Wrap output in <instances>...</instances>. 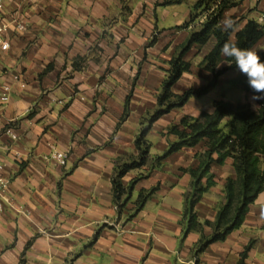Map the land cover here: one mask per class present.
<instances>
[{"label": "crops", "instance_id": "0c3cea01", "mask_svg": "<svg viewBox=\"0 0 264 264\" xmlns=\"http://www.w3.org/2000/svg\"><path fill=\"white\" fill-rule=\"evenodd\" d=\"M198 1H4L0 19L10 25V46L0 49V95L9 86L10 99L0 101V164L8 181L0 211V264H195L194 246L212 234L208 222L216 220L227 181L236 177L234 158L212 162L215 183L194 208L202 227L185 237L192 181L186 170L200 165L209 140L160 163L155 158L178 140L169 129L184 116L213 113L216 100L248 103L226 96L230 86L243 99L247 95L250 105L256 103L250 90L234 83L239 70H228L236 76L225 80V72L210 92L153 123L146 137L148 163L121 178L125 188L134 182L122 210L115 203L113 177L119 165L137 157L136 138L158 108L169 61L200 28L201 16L189 23ZM234 1L238 5L227 9L223 20L234 18L235 31L250 19L264 21V0L252 16L241 0ZM263 42L253 49L262 44L260 58ZM214 45L212 39L186 54L191 70L173 86L174 93L210 81L203 60ZM229 121H222L224 131ZM56 150L65 154V164L48 158ZM262 206L264 190L243 224L225 241L210 244L199 264H238L250 243L244 264H264Z\"/></svg>", "mask_w": 264, "mask_h": 264}, {"label": "trees", "instance_id": "16d2710c", "mask_svg": "<svg viewBox=\"0 0 264 264\" xmlns=\"http://www.w3.org/2000/svg\"><path fill=\"white\" fill-rule=\"evenodd\" d=\"M237 5L238 2L234 0H199L194 6L189 23L195 22L200 16H204L205 20L200 24L199 29L190 33L186 43L169 61L166 79L157 96L158 108L144 119V127L136 138V147L139 151L137 157L116 168L113 177V191L118 210H122L125 206L128 193L132 191L134 185L132 182L129 188H125L121 178L128 171L148 163L150 146L146 137L153 123L172 110L182 108L192 97L204 96L218 85L222 74L228 70L237 69L233 58L221 54V47L226 41H231L242 49L253 50L264 38V21L260 23L255 19L248 20L239 31H235L237 23L234 29L223 30L220 22L223 21L224 12ZM262 17L264 18V14ZM233 36L234 39H232ZM212 39L215 40V45L203 60L204 69L211 75L210 81L206 85L191 87L181 94L174 93L173 86L183 73L191 70L192 64L185 60L186 54L193 47L201 50ZM223 61L226 65L218 67ZM261 61H264V56L261 57ZM234 83L252 92L245 75L240 74ZM214 107L213 113L204 111L196 117L186 115L179 124L173 125L169 133L177 135L178 140L171 143L164 154L155 158L160 163L173 152L185 147H193L204 138L209 140L200 165L197 168L186 170L191 174L192 181L186 201L185 216L188 224L184 228V237L189 232L200 230L202 227L197 220L194 208L203 194L215 183L214 175L211 173L212 162L222 163L228 156L234 158L236 177L228 179L226 200L218 210L216 220L208 222L212 227V234L209 237L202 235L194 246L195 264H199L200 254L210 244L225 241L234 230L243 224L250 205L264 190V170L261 168L262 158L264 159V100H257L254 107L249 103L216 100ZM127 116L128 114H125L123 120ZM227 117L230 118L227 124L228 131H224L222 121ZM214 154H218L217 159L213 158ZM149 194L151 193L142 197L138 208L142 206ZM251 247V243L246 246L238 264L245 263Z\"/></svg>", "mask_w": 264, "mask_h": 264}, {"label": "clouds", "instance_id": "9594fccd", "mask_svg": "<svg viewBox=\"0 0 264 264\" xmlns=\"http://www.w3.org/2000/svg\"><path fill=\"white\" fill-rule=\"evenodd\" d=\"M220 23L225 31L234 29L236 25V21L228 17ZM221 54L233 58L236 68L246 76L247 83L254 93L250 99L252 101L264 100V61H261L257 51L242 49L235 43L226 41L221 47ZM254 106L255 104H253ZM260 218L264 220V206L260 209Z\"/></svg>", "mask_w": 264, "mask_h": 264}, {"label": "built area", "instance_id": "2783aa9c", "mask_svg": "<svg viewBox=\"0 0 264 264\" xmlns=\"http://www.w3.org/2000/svg\"><path fill=\"white\" fill-rule=\"evenodd\" d=\"M4 1L5 0H0V11L3 10L4 8ZM17 29L19 30H24L25 26L22 24L17 25ZM10 31V25L8 22H6L4 19H0V49H8L10 46V37L8 36V33ZM9 91L10 87L5 86L3 88V92L0 95V101L2 103H6L9 101L10 96H9ZM12 139H16L17 136L13 132L11 128L7 129L6 131ZM48 158L52 161H56L58 164L63 165L65 164V154L60 151H53ZM8 185V181L4 176V165L0 164V211L4 209V203L2 199V194L6 191Z\"/></svg>", "mask_w": 264, "mask_h": 264}, {"label": "rangeland", "instance_id": "374dc122", "mask_svg": "<svg viewBox=\"0 0 264 264\" xmlns=\"http://www.w3.org/2000/svg\"><path fill=\"white\" fill-rule=\"evenodd\" d=\"M263 2V0H241V4H243L246 8H247V10H246V12H248L247 14L249 15V16H252L254 13V11L257 9L258 10V6L261 8V6H262V3ZM261 5V6H260ZM214 9V8H213ZM242 9V8H241ZM262 9V8H261ZM211 11H213V10H211ZM263 12V11H262ZM201 19H202V22L205 20V17L204 16H201L200 17ZM260 20H261V18H260ZM264 43V42H263ZM260 45H262V44H260ZM257 46V48L255 49L256 51H257V54H258V52H259V49L262 47V46ZM206 49V48H205ZM236 76V74H235V72H232V71H228L226 74H225V80H229V79H231V78H233V77H235ZM225 95L226 96H230V98L232 99V100H241L242 102H248L249 103V99H248V97H247V95H246V97H245V99H243V93L240 91V90H238V89H236L235 87H233V86H230V90L228 89V90H226L225 91Z\"/></svg>", "mask_w": 264, "mask_h": 264}]
</instances>
